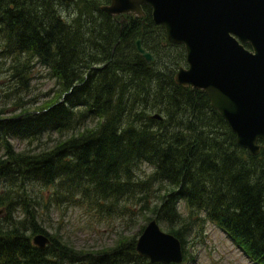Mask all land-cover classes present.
Listing matches in <instances>:
<instances>
[{"label": "trees", "instance_id": "obj_1", "mask_svg": "<svg viewBox=\"0 0 264 264\" xmlns=\"http://www.w3.org/2000/svg\"><path fill=\"white\" fill-rule=\"evenodd\" d=\"M107 3L0 0L6 72L26 89L39 62L56 84L33 108L20 98L18 112L0 107V264H162L136 252V234L85 250L47 232L40 208L49 188L56 204L80 192L95 208L165 223L183 260L185 233L203 216L264 264L263 149L253 156L240 148L204 90L174 83L185 49L167 41L148 5L142 15L112 17L100 9ZM70 5L68 15L58 8ZM136 39L153 61L138 53ZM142 164L152 168L146 176L137 174ZM36 233L50 243L33 245Z\"/></svg>", "mask_w": 264, "mask_h": 264}, {"label": "water", "instance_id": "obj_2", "mask_svg": "<svg viewBox=\"0 0 264 264\" xmlns=\"http://www.w3.org/2000/svg\"><path fill=\"white\" fill-rule=\"evenodd\" d=\"M143 5L151 8L152 21L163 26L167 41L184 46L186 65L175 70L174 83L204 90L236 144L253 156L264 151V143L258 142L264 140V0H109L100 9L112 17L139 16ZM135 47L153 61L140 39ZM152 117L161 119L159 114ZM31 242L44 248L50 240L36 233ZM135 250L151 263L183 260L179 239L154 218L137 237Z\"/></svg>", "mask_w": 264, "mask_h": 264}, {"label": "rangeland", "instance_id": "obj_3", "mask_svg": "<svg viewBox=\"0 0 264 264\" xmlns=\"http://www.w3.org/2000/svg\"><path fill=\"white\" fill-rule=\"evenodd\" d=\"M60 12L68 15L74 6L58 7ZM8 61L0 54V107H5L6 114L18 112L14 109V102L22 100L25 107L33 108L46 102L54 95L56 90L55 80L50 77L49 70L39 62H33L27 75V88L20 89L14 79L6 72ZM17 89V91H15ZM16 98H20L16 100ZM58 137V135H55ZM53 137H48L46 142L51 143ZM16 149H21L24 143L13 140ZM152 168L142 164L137 169L139 176H146ZM53 188L42 190L46 205L41 204L40 222L47 232L56 233L62 240L76 249L98 250L112 245L118 235L137 237L140 235V226L146 225L141 217L128 216L120 212H110L109 209H98L86 202V198L78 192L73 200L54 202L51 197ZM107 204V203H105ZM108 206V205H106ZM184 217L187 211L180 204ZM140 216V215H139ZM197 225L188 228L185 233L184 260L182 264H258L252 260L248 253L237 244L225 231L211 221L199 217ZM162 230L166 231L165 223H159ZM139 232V233H138Z\"/></svg>", "mask_w": 264, "mask_h": 264}]
</instances>
